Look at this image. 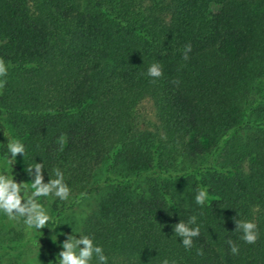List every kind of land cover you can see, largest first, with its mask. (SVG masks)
I'll return each mask as SVG.
<instances>
[{"label": "trees", "instance_id": "trees-1", "mask_svg": "<svg viewBox=\"0 0 264 264\" xmlns=\"http://www.w3.org/2000/svg\"><path fill=\"white\" fill-rule=\"evenodd\" d=\"M0 58V171L31 185L41 162L45 182L59 168L71 189L39 198L54 229L0 213V264H16L13 249L58 264L60 218L97 191L80 235L108 264H264V0H0ZM9 140L25 146L12 173ZM193 215L187 250L173 229ZM235 220L257 224L256 243Z\"/></svg>", "mask_w": 264, "mask_h": 264}, {"label": "clouds", "instance_id": "clouds-1", "mask_svg": "<svg viewBox=\"0 0 264 264\" xmlns=\"http://www.w3.org/2000/svg\"><path fill=\"white\" fill-rule=\"evenodd\" d=\"M191 51V44L185 45L183 59L187 60L188 53ZM8 73V65L3 58H0V78H6ZM147 74L153 79H159L163 76L162 66L159 63H153ZM7 81L0 79V92L4 89ZM174 84H178V80H173ZM162 138L163 134H162ZM8 155L6 164L10 167L12 173V165L16 162L18 155L24 156L25 146L19 140H9L7 143ZM44 166L41 162H36L33 166H29L26 171L32 177L31 185L17 182L8 170L0 171V213L7 216L9 220L18 221L23 218L24 224L29 229L41 230L45 227L54 229L55 221L49 214V211L40 203L39 198H59L61 201H67L71 195V189L65 182L64 173L59 169H54L55 178L48 179L47 182L43 176ZM208 199V192L205 189L198 191L195 200L198 205L203 206ZM259 211V208L256 209ZM197 217L195 215L189 217L187 223L179 221L175 224L173 231L181 238V243L185 249L190 250L193 247V238L200 235V227H190L196 224ZM51 225V226H50ZM235 229L242 232L241 239L248 244H254L259 238L258 226L253 221L235 220ZM56 239V237H55ZM54 239V241H55ZM228 244L233 255L239 253V247L231 240ZM198 255H203L201 249H197ZM58 264H92L93 258L96 264H108V257L105 255L101 246L95 244L93 239L88 235L68 234L66 239L62 241V250L58 253ZM162 264H170L167 259ZM171 264H175L172 261Z\"/></svg>", "mask_w": 264, "mask_h": 264}, {"label": "rangeland", "instance_id": "rangeland-1", "mask_svg": "<svg viewBox=\"0 0 264 264\" xmlns=\"http://www.w3.org/2000/svg\"><path fill=\"white\" fill-rule=\"evenodd\" d=\"M139 114L142 116L143 123L146 124L147 128H152L155 124L154 112L151 108V105L148 102H144L139 107ZM101 191L94 192L88 198L77 202L75 206L67 210L64 215L60 218L59 226L57 228V233L61 238V241L66 239L68 234H75L77 238L80 235V228L87 218L88 215L96 208L99 198L101 196ZM2 234H4V229H0ZM3 236V235H2ZM9 236H6L4 243L14 244L9 240ZM4 240V238H3ZM10 253L17 257L18 261L16 264H23L22 258L20 256V251L18 249H13Z\"/></svg>", "mask_w": 264, "mask_h": 264}]
</instances>
